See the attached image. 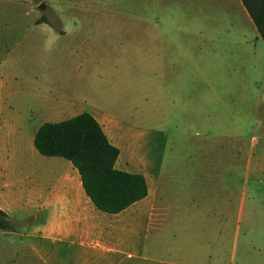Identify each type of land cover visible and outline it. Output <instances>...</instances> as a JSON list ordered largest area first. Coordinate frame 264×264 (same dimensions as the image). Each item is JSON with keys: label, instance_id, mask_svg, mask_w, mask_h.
I'll use <instances>...</instances> for the list:
<instances>
[{"label": "rangeland", "instance_id": "rangeland-1", "mask_svg": "<svg viewBox=\"0 0 264 264\" xmlns=\"http://www.w3.org/2000/svg\"><path fill=\"white\" fill-rule=\"evenodd\" d=\"M142 14L160 20L129 21ZM95 83L137 125L117 134L135 147L123 167L160 181L164 229L203 222L213 239L226 224V263L234 247L239 263L242 242L264 238V207L252 218V193L264 206V44L240 0H0L2 105L25 110L53 86Z\"/></svg>", "mask_w": 264, "mask_h": 264}, {"label": "crops", "instance_id": "crops-1", "mask_svg": "<svg viewBox=\"0 0 264 264\" xmlns=\"http://www.w3.org/2000/svg\"><path fill=\"white\" fill-rule=\"evenodd\" d=\"M41 18L35 23L44 24ZM55 20L80 21L78 16L65 14ZM159 20H150L146 14L129 17V21L145 24ZM145 35L147 39L149 35ZM144 43L147 47V41ZM172 49L165 46L160 50L167 56ZM159 61L161 66L174 65L172 58ZM90 69L99 71L100 66L95 64ZM181 82L186 86L192 83L189 79ZM88 86H53L38 105L25 110L0 102V211L13 226L9 231L0 230V264H227L223 239L226 224L214 229L213 239L211 226L203 222L188 223L186 229H164L158 221L163 193L160 181L149 183L143 175L146 198L118 214H106L84 194L78 172L68 161L37 153L33 139L42 123L88 113L119 149L114 168L125 171V160L135 156L134 142L128 138L124 147L117 134H126L137 125L121 110L106 107L101 85ZM32 118L46 121L33 124ZM254 196L252 193V210L264 207L260 200H253ZM236 254L234 247L229 264H234ZM238 259L236 264H264V238L243 241Z\"/></svg>", "mask_w": 264, "mask_h": 264}, {"label": "trees", "instance_id": "trees-1", "mask_svg": "<svg viewBox=\"0 0 264 264\" xmlns=\"http://www.w3.org/2000/svg\"><path fill=\"white\" fill-rule=\"evenodd\" d=\"M264 44V0H240ZM33 146L42 157L68 161L78 172L84 194L106 214H118L148 194L142 174L114 168L119 149L105 136L88 113L59 122H44L35 132ZM9 218L0 211V230H12Z\"/></svg>", "mask_w": 264, "mask_h": 264}, {"label": "water", "instance_id": "water-1", "mask_svg": "<svg viewBox=\"0 0 264 264\" xmlns=\"http://www.w3.org/2000/svg\"><path fill=\"white\" fill-rule=\"evenodd\" d=\"M39 10H42L44 8V3H41L38 5Z\"/></svg>", "mask_w": 264, "mask_h": 264}]
</instances>
